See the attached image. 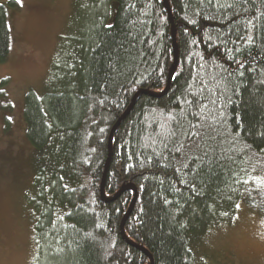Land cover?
<instances>
[{
  "label": "trees",
  "instance_id": "16d2710c",
  "mask_svg": "<svg viewBox=\"0 0 264 264\" xmlns=\"http://www.w3.org/2000/svg\"><path fill=\"white\" fill-rule=\"evenodd\" d=\"M113 2L118 3L109 25ZM13 7L18 6L14 1ZM74 0L79 28L24 119L34 147L36 243L47 264H194L230 222L248 156L264 157V0ZM173 24L175 30H173ZM176 37V49L173 37ZM11 31L0 5V64ZM177 55L170 90L163 93ZM0 83V98L4 95ZM106 173V174H105Z\"/></svg>",
  "mask_w": 264,
  "mask_h": 264
},
{
  "label": "rangeland",
  "instance_id": "374dc122",
  "mask_svg": "<svg viewBox=\"0 0 264 264\" xmlns=\"http://www.w3.org/2000/svg\"><path fill=\"white\" fill-rule=\"evenodd\" d=\"M14 1L18 6L13 7ZM11 31L0 64V264H47L36 243L34 147L26 134V96H43L56 56L76 33L74 0H0ZM118 3L113 2L109 25ZM11 117V119H9ZM243 197L234 218L193 243L194 264H264V157L248 153Z\"/></svg>",
  "mask_w": 264,
  "mask_h": 264
},
{
  "label": "water",
  "instance_id": "95a60500",
  "mask_svg": "<svg viewBox=\"0 0 264 264\" xmlns=\"http://www.w3.org/2000/svg\"><path fill=\"white\" fill-rule=\"evenodd\" d=\"M166 4H167V7H168V11H169V14H170V17H172V13L170 11V8H169V5H168V0H165ZM173 30H175V26L173 24ZM173 41H174V45H175V49H176V37L174 35L173 37ZM176 64H177V55H175V61H174V65L172 67V70L170 72V75H169V81H168V86L166 88V90L161 93V94H155V93H151V92H147V91H140L139 93H137L132 101V104L131 106L129 107V109L125 112V114L119 119V121L116 123V125L113 127L112 129V132H111V135H110V139H109V159H108V162H107V166H106V171L108 170V166H109V163H110V160H111V157H112V153H113V139H114V136H115V133L118 129V127L120 126V124L126 119V117L129 115V113L131 112V110L133 109L135 103H136V100L139 96L141 95H144V94H149L151 95L152 97L154 98H162L164 97L165 95H167V93L169 92L170 90V85H171V82H172V78H173V73H174V70H175V67H176ZM106 174V173H105ZM127 190H132L134 192V199L132 201V204H131V207L128 211V213L126 214L125 218L123 219L122 221V224H121V234L122 236L124 237V239L132 246L134 247H138L140 248L142 251H144L150 258V262L151 264H154V258L150 255V253H148L145 249H143L142 247L136 245L135 243L133 242H130L126 235H125V224H126V221L127 219L129 218L135 204H136V201H137V198H138V190L136 189L135 186L133 185H126L124 186L121 191L113 198H107L106 196V193H105V178H104V181H103V185H102V189H101V197H102V200L105 202V203H111L113 201H115L124 191H127Z\"/></svg>",
  "mask_w": 264,
  "mask_h": 264
},
{
  "label": "snow or ice",
  "instance_id": "6c2138e0",
  "mask_svg": "<svg viewBox=\"0 0 264 264\" xmlns=\"http://www.w3.org/2000/svg\"><path fill=\"white\" fill-rule=\"evenodd\" d=\"M17 2L19 3V0H17ZM9 119H11V117H9ZM238 207V206H237Z\"/></svg>",
  "mask_w": 264,
  "mask_h": 264
}]
</instances>
